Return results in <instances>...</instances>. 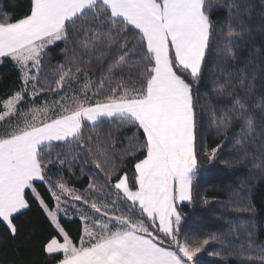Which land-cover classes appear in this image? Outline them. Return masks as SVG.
<instances>
[{
  "label": "snow or ice",
  "instance_id": "1",
  "mask_svg": "<svg viewBox=\"0 0 264 264\" xmlns=\"http://www.w3.org/2000/svg\"><path fill=\"white\" fill-rule=\"evenodd\" d=\"M216 7L227 10V32L221 30L224 46L217 45L216 51L223 56L219 78L229 79L221 85L223 104L219 114L212 109L211 125L221 131L239 123L237 144L245 149L246 140L256 138L254 109L264 111V93L260 103L250 104L257 76L253 72L249 79L248 65L237 66L233 47L235 37L247 30L250 8L242 0H217ZM210 9L209 0H30L23 17L0 18V61L15 62L23 82L19 91L0 101V122L19 113L14 124L0 131V224L12 239L19 234L16 218L31 208L29 190L53 229L41 252L59 255L57 264H197V255L220 239L214 233L190 238L180 228V208L193 202L199 169L193 84L201 79L212 47L215 23ZM69 41L76 47H67ZM57 42L66 45L65 62L50 68L41 83L38 74L49 47ZM93 57L109 63L95 86L89 75ZM81 75L84 83L77 93L73 84ZM66 88L51 104L19 110L25 95ZM90 91L103 98L93 102ZM105 118L136 129L120 157L121 162L125 155L142 157L131 175L120 174L123 169L109 147L116 143L113 137L84 135L86 127L94 130ZM54 143L68 151L53 155ZM219 148L204 152L209 162ZM85 151L84 163L90 158L103 180L90 174L81 191L68 185L62 170L67 165L72 171ZM246 158L245 151L241 159ZM56 167L61 171L52 173ZM38 181L47 185L51 204L35 186ZM240 198V211L254 215L255 205L247 196ZM69 208L84 225L78 243L61 223ZM242 230L251 240L253 231L247 226Z\"/></svg>",
  "mask_w": 264,
  "mask_h": 264
},
{
  "label": "trees",
  "instance_id": "2",
  "mask_svg": "<svg viewBox=\"0 0 264 264\" xmlns=\"http://www.w3.org/2000/svg\"><path fill=\"white\" fill-rule=\"evenodd\" d=\"M211 4L210 16L215 23L214 38L211 50L203 65L202 77L193 84V95L197 101L196 111L200 125L198 139L199 169L193 179V202L181 206L182 214L181 233L190 238L203 239L209 234H216L219 240H212L196 257L197 264H264V111L254 109L256 122V138L246 140V148L241 149L237 144L239 123L227 130L218 131L211 125V112L215 109L219 114L223 98L219 95L221 85L228 76L220 77V66L223 64L222 54L216 51L217 45L224 46L225 27L227 22V10L216 7L217 0H209ZM244 5L250 8V17L246 18L247 30L234 39L233 47L239 57L237 66L248 65L249 79L255 72L257 79L254 82L255 94L250 104L260 103L261 94L264 93V0H242ZM30 0H0V18L4 14L15 21L28 13ZM235 24V21H234ZM133 41H129V47ZM66 45L58 42L50 46L42 71L38 74L43 83L45 74L57 64L65 62V53L62 51ZM69 48L76 47L71 41ZM71 55V52H69ZM115 55V54H114ZM87 59V58H85ZM107 61V58H106ZM251 61V63H249ZM92 70L89 75L93 85L99 82L102 70L106 73L108 62L99 63L94 57L91 60ZM227 67V65H225ZM235 82L237 76L231 75ZM78 83L84 82V76L79 77ZM75 82L73 87L76 85ZM37 83V89L41 86ZM22 86L21 74L18 67L10 58L0 63V101L19 91ZM230 90L241 92L239 87ZM95 91V87H93ZM47 93V92H46ZM102 99L103 96L94 97ZM136 132L135 128L120 127V121L104 119L94 130L91 127L84 129V135L89 134L100 139L107 140L109 136L116 141L115 145H109L113 149L118 166L124 172L131 175L134 172V164L137 154L120 157L128 145V138ZM220 146L216 159L209 162L204 152L213 147ZM67 146L54 143L55 153H66ZM247 152V158L241 159ZM87 153L79 156L74 163L72 171L65 165L62 176L70 187L83 191L87 188L89 175H96L103 180V173L95 169L90 158L84 163ZM228 161V163H225ZM83 167V174L81 173ZM61 171L58 167L52 169V173ZM50 173V174H52ZM53 175L52 182L55 183ZM39 193L50 204L51 198L47 191V185L36 182ZM241 196H247L255 205V214L240 211L244 201ZM30 210L16 218L19 226V234L12 239L6 232L5 226L0 224V264H56L59 255L47 256L41 252V243L53 234L49 221L32 199L29 190ZM205 200L208 202L205 203ZM122 211H126L121 206ZM62 225L69 232L75 242H79L82 232V222L79 218H61ZM255 224V228L252 224ZM247 226L253 231L249 240L247 233L242 230ZM235 229V231H231ZM211 253V254H210ZM218 253V254H216Z\"/></svg>",
  "mask_w": 264,
  "mask_h": 264
},
{
  "label": "rangeland",
  "instance_id": "3",
  "mask_svg": "<svg viewBox=\"0 0 264 264\" xmlns=\"http://www.w3.org/2000/svg\"><path fill=\"white\" fill-rule=\"evenodd\" d=\"M0 63H1V61H0ZM13 63L15 64V62H13ZM19 71H20V69H19ZM32 73L36 74V70L33 69ZM20 74H21V72H20ZM83 83L84 82H82V83H78L77 82L76 85L74 86V88L76 89L77 93H79L80 87L83 85ZM22 87H23V82H22L21 88ZM29 90H31V84L29 85ZM65 91H67V88L64 91H60L59 93L40 92L35 97L25 95L24 101L19 105V110L23 111V112H26L28 110V108L33 107V106H42L46 101L49 104H51L53 101L59 100L60 97L64 96L65 95ZM68 94L71 95L72 93L68 92ZM88 96L90 98H92L93 102H95L96 99L93 97L92 91L88 92ZM3 100H1V101H3ZM2 111H3V106H2V104H0V112H2ZM18 118H19V113L17 114V116H14V117H11V118H6V121L0 122V131H2L4 128H6L9 123L14 124ZM28 118L31 119V116L29 115ZM185 203H189V202H185ZM78 206H79V204H78ZM75 217L80 219L79 214H77L75 209H72V208H69V215L68 216H64L63 214H61V218H65V219H71V218H75ZM82 226H84L83 223H82Z\"/></svg>",
  "mask_w": 264,
  "mask_h": 264
},
{
  "label": "crops",
  "instance_id": "4",
  "mask_svg": "<svg viewBox=\"0 0 264 264\" xmlns=\"http://www.w3.org/2000/svg\"><path fill=\"white\" fill-rule=\"evenodd\" d=\"M62 239V238H61ZM57 264V263H56Z\"/></svg>",
  "mask_w": 264,
  "mask_h": 264
}]
</instances>
